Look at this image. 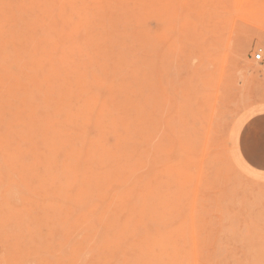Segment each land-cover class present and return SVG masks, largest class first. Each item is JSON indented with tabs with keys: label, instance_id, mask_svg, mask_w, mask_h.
Returning <instances> with one entry per match:
<instances>
[{
	"label": "rangeland",
	"instance_id": "1",
	"mask_svg": "<svg viewBox=\"0 0 264 264\" xmlns=\"http://www.w3.org/2000/svg\"><path fill=\"white\" fill-rule=\"evenodd\" d=\"M259 109L264 0H0V264H264Z\"/></svg>",
	"mask_w": 264,
	"mask_h": 264
},
{
	"label": "crops",
	"instance_id": "2",
	"mask_svg": "<svg viewBox=\"0 0 264 264\" xmlns=\"http://www.w3.org/2000/svg\"><path fill=\"white\" fill-rule=\"evenodd\" d=\"M232 153L249 175L264 180V109L248 113L234 128Z\"/></svg>",
	"mask_w": 264,
	"mask_h": 264
},
{
	"label": "built area",
	"instance_id": "3",
	"mask_svg": "<svg viewBox=\"0 0 264 264\" xmlns=\"http://www.w3.org/2000/svg\"><path fill=\"white\" fill-rule=\"evenodd\" d=\"M255 59L256 60H261L262 59V54L259 52V53H256L255 54Z\"/></svg>",
	"mask_w": 264,
	"mask_h": 264
}]
</instances>
